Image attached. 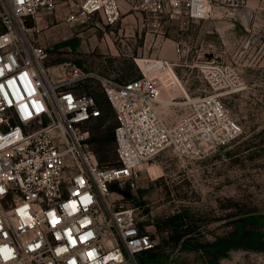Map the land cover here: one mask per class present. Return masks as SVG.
Returning <instances> with one entry per match:
<instances>
[{
    "label": "built area",
    "instance_id": "1",
    "mask_svg": "<svg viewBox=\"0 0 264 264\" xmlns=\"http://www.w3.org/2000/svg\"><path fill=\"white\" fill-rule=\"evenodd\" d=\"M217 1L131 0L128 10L157 30L178 17L208 19ZM228 1L236 8L244 2ZM57 2L0 0V264H138L156 242L122 191L132 197L140 167L165 150L198 159L236 140L242 128L222 97L244 82L232 64L203 61L198 69L211 93L190 98L183 90L186 108L169 122L156 108L161 83L149 75L175 72L169 59H148L127 81L100 78L117 157L116 165H103L90 129L101 111L91 93L76 88L86 74L73 62L50 64L51 49L39 40L37 19ZM122 14L118 0H76L66 21L100 17L111 27Z\"/></svg>",
    "mask_w": 264,
    "mask_h": 264
},
{
    "label": "rangeland",
    "instance_id": "2",
    "mask_svg": "<svg viewBox=\"0 0 264 264\" xmlns=\"http://www.w3.org/2000/svg\"><path fill=\"white\" fill-rule=\"evenodd\" d=\"M118 1V24L106 26L100 17L75 24L83 45L53 58L55 64L73 62L86 74L76 88L91 93L101 111L90 125L101 164L116 165L117 157L110 139L114 115L100 78L127 81L140 76L145 61L169 59L175 72L149 71L161 83L156 108L169 122L186 108L183 90L190 98L211 93L200 77L203 61L220 57L244 82L222 97L242 128L236 140L198 159L165 150L140 167L127 204L138 207L139 223L156 245L137 257L138 264H264V0H244L241 8L252 11L246 24L239 20L240 8L218 0L208 19L178 17L157 30L128 10L131 0ZM219 240L223 254L213 257L210 245Z\"/></svg>",
    "mask_w": 264,
    "mask_h": 264
},
{
    "label": "crops",
    "instance_id": "3",
    "mask_svg": "<svg viewBox=\"0 0 264 264\" xmlns=\"http://www.w3.org/2000/svg\"><path fill=\"white\" fill-rule=\"evenodd\" d=\"M75 2L76 0H58L52 12L41 13L37 19L42 26L39 40L42 45L50 48L53 54L50 64H55V54L63 55L72 52L76 49L75 46L78 47L84 43L80 37L82 32L77 33L75 24L66 21L69 12L75 10Z\"/></svg>",
    "mask_w": 264,
    "mask_h": 264
},
{
    "label": "trees",
    "instance_id": "4",
    "mask_svg": "<svg viewBox=\"0 0 264 264\" xmlns=\"http://www.w3.org/2000/svg\"><path fill=\"white\" fill-rule=\"evenodd\" d=\"M110 139L113 140V133L110 134ZM211 247V250L209 251V253L213 256V257H216L218 256L219 254H223V248H222V243L221 241L219 240L218 242H215L214 244H211L210 245ZM217 251H220V252H217ZM222 251V252H221ZM149 252V251H148ZM147 252H144L142 254H139L137 257H139L140 255H143Z\"/></svg>",
    "mask_w": 264,
    "mask_h": 264
},
{
    "label": "bare ground",
    "instance_id": "5",
    "mask_svg": "<svg viewBox=\"0 0 264 264\" xmlns=\"http://www.w3.org/2000/svg\"><path fill=\"white\" fill-rule=\"evenodd\" d=\"M242 6L238 7L237 10L239 9V20L240 22H242L243 24H246L248 19L250 18L252 11L249 8H241ZM236 10V11H237ZM160 98H158L157 102L160 103Z\"/></svg>",
    "mask_w": 264,
    "mask_h": 264
},
{
    "label": "water",
    "instance_id": "6",
    "mask_svg": "<svg viewBox=\"0 0 264 264\" xmlns=\"http://www.w3.org/2000/svg\"><path fill=\"white\" fill-rule=\"evenodd\" d=\"M216 61H221V58L220 57H216ZM116 186L115 184H112L111 185V190H116ZM122 194L123 196L126 198V199H130L131 198V193L128 191V190H124L122 191Z\"/></svg>",
    "mask_w": 264,
    "mask_h": 264
}]
</instances>
